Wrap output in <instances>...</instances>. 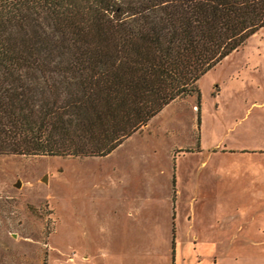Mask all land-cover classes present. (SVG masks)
Masks as SVG:
<instances>
[{
	"label": "rangeland",
	"instance_id": "obj_1",
	"mask_svg": "<svg viewBox=\"0 0 264 264\" xmlns=\"http://www.w3.org/2000/svg\"><path fill=\"white\" fill-rule=\"evenodd\" d=\"M197 86L104 156L0 154V264L125 257L127 209L170 193L176 264H264V24Z\"/></svg>",
	"mask_w": 264,
	"mask_h": 264
},
{
	"label": "trees",
	"instance_id": "obj_2",
	"mask_svg": "<svg viewBox=\"0 0 264 264\" xmlns=\"http://www.w3.org/2000/svg\"><path fill=\"white\" fill-rule=\"evenodd\" d=\"M263 24L264 0H0V154L106 155Z\"/></svg>",
	"mask_w": 264,
	"mask_h": 264
},
{
	"label": "crops",
	"instance_id": "obj_3",
	"mask_svg": "<svg viewBox=\"0 0 264 264\" xmlns=\"http://www.w3.org/2000/svg\"><path fill=\"white\" fill-rule=\"evenodd\" d=\"M141 196L144 198L143 205L133 203L134 208L127 209V216L132 219L129 223L134 228L130 235L128 255L124 257L101 251L82 252L79 262L73 255L69 256L64 264H91L92 260L99 264H176V212L172 194L170 193L169 198L165 194L163 201L159 196L153 197L152 194Z\"/></svg>",
	"mask_w": 264,
	"mask_h": 264
},
{
	"label": "water",
	"instance_id": "obj_4",
	"mask_svg": "<svg viewBox=\"0 0 264 264\" xmlns=\"http://www.w3.org/2000/svg\"><path fill=\"white\" fill-rule=\"evenodd\" d=\"M19 183H20V182H19V180H18V181L16 182V185H19Z\"/></svg>",
	"mask_w": 264,
	"mask_h": 264
}]
</instances>
